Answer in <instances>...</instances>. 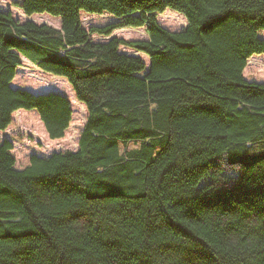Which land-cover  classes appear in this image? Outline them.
Masks as SVG:
<instances>
[{"label": "trees", "instance_id": "trees-1", "mask_svg": "<svg viewBox=\"0 0 264 264\" xmlns=\"http://www.w3.org/2000/svg\"><path fill=\"white\" fill-rule=\"evenodd\" d=\"M19 8L61 27L0 10V131L19 110L36 111L54 140L72 121L66 96L12 87L22 58L66 78L88 117L76 152L34 155L21 170L12 142L0 144V264H264V84L244 77L264 54V0ZM167 10L188 26L163 28ZM84 12L119 21L86 30ZM142 27L146 40L91 37Z\"/></svg>", "mask_w": 264, "mask_h": 264}, {"label": "rangeland", "instance_id": "rangeland-1", "mask_svg": "<svg viewBox=\"0 0 264 264\" xmlns=\"http://www.w3.org/2000/svg\"><path fill=\"white\" fill-rule=\"evenodd\" d=\"M22 0H0V10L11 11L15 19L21 22L32 21L36 24H45L59 29L61 19L49 14H34L26 16L19 8ZM82 26L89 30L91 27H104L119 19L111 14H81ZM157 22L165 29L172 32H180L188 26L186 18L172 10L157 15ZM94 42H108L113 38L126 41L146 40V27L132 29H118L110 36L93 34ZM264 40V32L259 34ZM121 52L139 55L149 65V58L143 54H137L134 50L122 47ZM22 65L17 68L12 87L27 90L33 94L60 93L68 98L72 108V121L64 136L59 139H51L40 119L34 111L19 110L13 114L12 124L4 131H0V144L8 140L12 142V154L16 159L15 168L24 169L30 163L31 156L49 157L58 152H76L79 149L80 135L87 121L88 111L83 103H80L66 78L57 77L42 71L38 66L22 58ZM52 75V76H51ZM244 77L249 82L264 84V54L252 56L244 70ZM224 171L228 176L235 177L240 172L239 165H229L223 161Z\"/></svg>", "mask_w": 264, "mask_h": 264}]
</instances>
